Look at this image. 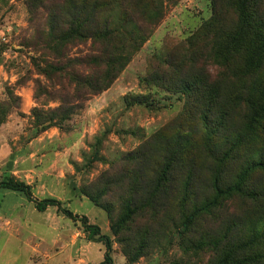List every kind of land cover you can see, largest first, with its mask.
<instances>
[{"label": "rangeland", "instance_id": "rangeland-1", "mask_svg": "<svg viewBox=\"0 0 264 264\" xmlns=\"http://www.w3.org/2000/svg\"><path fill=\"white\" fill-rule=\"evenodd\" d=\"M211 2L0 0V181L22 182L33 199L86 217L110 240L112 264H220L227 252L232 264L244 253L237 241L264 213L263 201L233 196L186 225L193 208L182 201L183 181L209 201L212 174L233 182L239 166L209 156L201 112L186 110L166 64L197 50L188 41L213 17ZM192 69L217 80L201 55L179 76ZM223 81L218 94L228 100ZM150 94L153 107L126 104ZM186 120L192 128L183 124L178 135ZM244 132L248 151L264 150ZM250 185L264 186V172ZM103 255L79 220L0 191V264H99Z\"/></svg>", "mask_w": 264, "mask_h": 264}, {"label": "trees", "instance_id": "trees-1", "mask_svg": "<svg viewBox=\"0 0 264 264\" xmlns=\"http://www.w3.org/2000/svg\"><path fill=\"white\" fill-rule=\"evenodd\" d=\"M224 1L225 5L217 6L218 1L212 0L213 17L190 37L188 41L190 47L195 46L197 50L193 53L189 50L180 61L170 57L166 63L168 69L171 68L169 76L177 77L179 87L188 96L186 110L201 112L196 122L202 130L209 156L218 165L239 163L233 182L226 181L220 185L217 172L212 174L210 182L213 196L209 201H199L195 190L196 182L192 190H188L191 188L192 180L183 181L182 201L187 200L193 208L186 219V225H191L198 216L210 212L233 196L264 202V186L250 185L252 174L264 172V150H256L255 153L248 151L246 141L252 139L244 132L247 131L254 139L259 141L261 139L264 142V0H221ZM228 10H231L229 17L226 16L225 24L221 23L220 17ZM98 29L100 30L99 26ZM102 32L111 35L112 29L102 28ZM206 49H210V52L203 51ZM200 55L217 67L215 82L200 75L197 69L179 76L184 64L188 62L194 64ZM158 79L153 80L158 81L157 84L161 83L164 86L167 84V79L161 78L160 81ZM222 81L227 86L225 89L231 93L228 100H224L218 94L217 89ZM148 83L146 79L140 82ZM153 85L157 88L155 84ZM149 97L151 94L148 97H131L126 104L153 107L155 104L148 100ZM193 121L186 120L178 125V135L184 126L187 129L192 128ZM193 134L191 130L186 131V139L190 140ZM173 156L174 154H171V157ZM0 191L22 194L39 213L45 212L48 208H55L67 218L79 220L88 241L104 246L103 261L99 264H112L110 240L100 233L98 226L90 224L86 217L73 215L55 199L41 201L33 199L30 187L22 182L2 180ZM90 201L97 206L95 198H91ZM247 232L246 238L237 241L238 248L244 253L240 259L232 261V264H264V213ZM209 245L214 244L212 242ZM229 257L227 252L220 264H228L231 261Z\"/></svg>", "mask_w": 264, "mask_h": 264}]
</instances>
